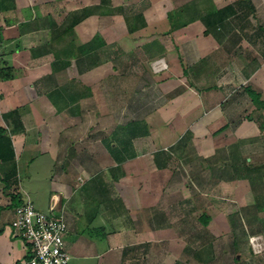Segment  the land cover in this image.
Masks as SVG:
<instances>
[{
	"label": "crops",
	"instance_id": "crops-1",
	"mask_svg": "<svg viewBox=\"0 0 264 264\" xmlns=\"http://www.w3.org/2000/svg\"><path fill=\"white\" fill-rule=\"evenodd\" d=\"M138 1L133 16L142 14L147 24L164 25L171 12L177 18L182 15L170 11V0H151L150 6L146 0ZM209 1L217 10H227L222 21L210 15L206 24L197 14L189 22L179 21L185 24L180 28L173 29L169 21L165 30H157L146 40L157 39L166 47L149 61L163 59L168 66L160 86L169 102L159 119L163 143L157 150L163 155L144 161L136 154L133 157L138 151L133 141L148 134L146 126L134 137L126 128L115 129L97 145L85 138L88 130L79 134L72 127L74 119L82 118V104L91 98V89L65 76L75 62L81 74L90 72L84 57L104 52L107 23L106 14H100L101 0H0V264H27L30 258V246L12 228L16 208L26 200L34 206L44 202L48 209L44 212L53 198L58 200L68 226L67 250L78 264H177L184 241L167 202L176 195L182 222L188 213L185 207L193 205L189 183L202 185L201 177L196 179L203 173L211 190L229 185L231 197L243 202L240 212L232 216L249 221L254 210H264V24L252 23L254 0L242 11L237 9L242 21L236 28L230 8L238 0ZM193 7L194 3L189 9ZM152 8L160 10L157 19L152 15L149 22ZM83 11L88 16L73 26ZM95 20L97 32L89 28ZM169 29L174 30L171 36ZM202 38L209 44L200 45ZM175 48L188 61L186 66L179 64L176 55L168 61L165 55ZM79 58H83L80 64ZM74 80L82 90L76 102L72 100ZM73 103L81 110L70 111ZM249 153L255 157L248 162ZM44 156L57 163L58 169L48 175L49 189L42 197L26 183L33 178L30 167L39 166ZM172 156L177 171L166 174ZM143 161L144 167L140 166ZM133 163L141 168L135 174ZM106 173L110 177L105 183L101 176ZM151 181L164 186L161 192L153 190ZM253 185H263L262 197V189L254 196ZM141 202L143 211L163 209L165 223L155 221L156 216L152 224L137 222L140 215L135 207ZM260 223L264 230V221ZM218 224L214 218L207 229L201 224L208 242L231 244L234 238L229 233L236 234L234 226L222 224V232L217 233ZM150 245L153 250L146 251Z\"/></svg>",
	"mask_w": 264,
	"mask_h": 264
},
{
	"label": "rangeland",
	"instance_id": "rangeland-1",
	"mask_svg": "<svg viewBox=\"0 0 264 264\" xmlns=\"http://www.w3.org/2000/svg\"><path fill=\"white\" fill-rule=\"evenodd\" d=\"M138 2V0H101L100 8L103 7V9L100 10V14H106L104 21L106 20L105 22L107 23V30L105 32L107 41L105 47L102 49L104 52L102 53L100 50L99 56L96 55L92 56L91 58L86 57V60L88 61L86 64L93 66L90 72L81 74L75 62V66L73 67L72 71H70V73H66L65 78L68 80L73 77V79H76L82 84L84 83L83 85H88L91 89V98L84 100V103L82 104L83 116L82 118L74 119V124L72 127L76 129L79 134L81 131L84 132L85 130H88L89 132L85 138L91 140L92 145H97L100 144L104 138L108 137L107 135L112 133L115 129L123 130L131 123L141 122L144 127H148V134L146 136L140 135L133 141V143L136 145L138 150L135 152V154L138 156V158L140 157V159L145 161L147 158L151 159L153 155L157 157L163 155H159V150H157L160 149L159 146H161L163 143V130L161 121L159 119L163 105L169 102V97L165 94V92H163L160 86L162 81L166 79V75L163 76V73H165L163 71L166 70L167 72L168 66L165 64L166 68L160 72H155L153 65L161 59L149 61L151 58H153V56H160L162 53H164L162 51L166 47H164V44L160 43L157 39L149 41L146 40L157 30L160 32L165 30L167 26L170 25L168 24L170 23L169 21L175 22L174 19H176V21H181L184 19L186 22H189L188 20H191L193 17L199 14L202 20L206 23L207 12L209 10L211 11L214 7L212 6V3L210 5L209 0H170V5L172 7L170 11L173 10L176 12V14H182L183 16L181 15V18H179V16L178 18H171V12L168 23L166 20L164 25L161 23H154L153 25L147 24L145 21L146 19L140 13V15L137 16L138 18L133 16V8ZM150 2L152 3L151 0H146L145 5L147 4L150 6ZM193 3L194 7L189 9ZM254 3L256 6H254L255 13L253 14L254 16H252V23L264 24V0H254ZM91 8L89 9L98 12L96 7ZM152 9L153 13H151V10L148 13L149 22H152V15H154V20L157 19V11L160 10V8ZM235 9L233 10H235L236 22L233 24L236 28V26L241 25L238 23H241L242 20L239 19L240 16H237V7ZM139 16L143 18V21L139 19ZM133 18L136 19L133 20ZM101 19L102 18H100V20ZM140 21L144 23H141ZM211 26L213 31H215L217 24L215 25L213 23ZM89 28L90 31L92 30L95 32L97 29V20L92 21ZM220 28H222V26H220ZM135 29L137 31H135ZM173 31L174 30L169 29L168 33L170 36L172 35ZM206 35L207 33L203 37L206 38ZM204 38L198 41L200 42V45L209 44V40H204ZM142 43L143 45L140 48L139 45ZM174 55H176L177 60L180 61L179 64L186 66L188 61L186 63V61L183 59V55L176 48L173 51L167 53L165 56L167 57L168 61L171 62V58H173ZM202 58L209 59L205 56ZM61 79L64 80L63 77ZM120 135H122V133ZM250 157L254 158L255 154H248V162L250 161L249 159H251ZM135 159L136 158H134V160ZM172 159L174 162L168 160L169 165L166 174H169L170 171H174V173L177 171V161L174 160L175 158L173 156ZM144 161L140 162L144 163L140 166H145L146 163ZM233 161L234 163H237L235 158H233ZM38 165V168H35L34 165L30 167L29 170L32 173L33 178L32 180L28 179L26 184L33 193L39 192L41 194L40 196H42L45 195V192L47 193V189H49L48 175L50 176L53 174L52 171H56L58 166L57 163L53 162L49 156L42 157L38 161ZM136 165L137 163H133V174H135V172L140 168L139 166L136 167ZM204 175L205 174L203 173L196 179L198 180L201 177L200 182H202V185H195L193 181V183H189V185L192 186L191 188L193 193H191V195L193 199V205L189 204L185 207L188 213H186L182 222L180 220L181 216H178L180 213L177 211V202L179 199H176V195L174 198H172V200L168 199L167 202L169 205H171L170 208L172 211H174V221L177 223V225L179 223L181 226L180 230L182 235L180 236L181 240L184 241V246L181 245V247H183L182 251L178 254V263L235 264V258L240 255L239 260L241 262L239 264H264V251L257 255L253 254L252 245L250 242L251 237H262L264 239V234H262L264 231L262 228L263 224H258L259 222L264 221V210L262 211L263 213L254 210V215L253 217L250 215L251 218L248 219L249 221L244 218L242 219L241 215L232 216V214L237 213V211L240 212V204L243 202L237 199L234 200L231 197L232 193L229 189V185H218L217 192L214 191V186L212 187L214 190H211L208 178L206 176L204 178ZM109 177V173L101 176L105 183L108 182ZM153 179H157V177H154ZM218 179H220L219 176ZM151 187L154 191L159 190V192H161V188L164 186L160 185V182L151 181ZM197 187H199L201 192L197 190ZM260 189H262V192L259 197H262L263 185H261V188L259 185L252 186V191L256 198L260 192ZM186 190L188 193V189ZM198 193L199 195H202V197H200ZM203 201L210 202L206 204V202L204 203ZM35 206H37V209H43V211L48 210L47 204L44 202L42 205H40V203L36 204L35 202ZM140 206L135 207L136 214L140 215V218L137 219V222L143 225L146 223L152 224L151 221L154 220L156 216L155 221L158 223L160 221L165 223V211L163 213V209L158 207L154 210L152 209L151 211H143L142 202ZM201 206L203 207L196 211L197 208ZM215 210L218 214H215ZM148 212L151 213V216H149ZM204 213H207L212 219L214 218V222L217 219L218 223L220 222V224H218V230L216 231L217 233L222 232L224 228H221L222 224L228 223L229 226H231L230 229H233L234 226L236 234L233 235L232 232L229 233V237L234 238V240L231 239L233 241L231 244L226 245L225 242H219L217 244H215V242H208V234L206 233L205 235V231L202 232L203 226L199 220V217ZM228 213H231V215L229 216ZM144 214V217L147 219L142 218V215ZM216 216L217 219L215 218ZM240 228H242V230H239ZM184 232L185 235H183ZM144 246L145 245H143V247ZM149 248L150 250H153V245H150L146 251L149 250ZM186 248H188V251L184 254V249ZM195 250L198 252L200 251L203 262H200L198 257L195 258L193 255V251ZM142 255H145L144 251H142ZM151 259L152 258H149V260ZM148 262L146 261V263ZM70 264L78 263H74V261L71 259Z\"/></svg>",
	"mask_w": 264,
	"mask_h": 264
},
{
	"label": "built area",
	"instance_id": "built-area-1",
	"mask_svg": "<svg viewBox=\"0 0 264 264\" xmlns=\"http://www.w3.org/2000/svg\"><path fill=\"white\" fill-rule=\"evenodd\" d=\"M163 60L157 61L155 72L165 66ZM14 233L30 246L27 264H70V253L66 246L67 222L58 200L53 198L48 212L38 210L30 200L16 208L12 222ZM251 245L255 254L264 251V239L252 237Z\"/></svg>",
	"mask_w": 264,
	"mask_h": 264
},
{
	"label": "trees",
	"instance_id": "trees-1",
	"mask_svg": "<svg viewBox=\"0 0 264 264\" xmlns=\"http://www.w3.org/2000/svg\"><path fill=\"white\" fill-rule=\"evenodd\" d=\"M250 4H251V0H238L237 2H236V5H235V7H233V8H231L230 10H232V11H234V13H235V10H233V9H235L236 7H237V9H241V11H242V9L243 8H246V7H248V6H250ZM214 8H212V10L213 11H215V12H213V13H211V12H209L208 13V16H207V19H206V23L208 24V18H209V16L210 15H213V17L214 18H220L221 20L220 21H222L223 20V17H224V15H225V13L227 12V10L226 9H222V10H217L216 8H215V5H212ZM78 15V18H76L75 17V20H74V25L73 26H75V25H77V24H79L80 22H81V20L83 19V18H86L88 15L86 14V11H83L81 14L80 13H78L77 14ZM76 15V16H77ZM173 15V14H172ZM172 15L170 16L171 18H176V16L174 15L173 17H172ZM180 18V17H179ZM181 20V19H180ZM174 21L175 22H173L172 21V24H173V29L174 28H177V27H181V26H184V25H178L180 22L177 20L176 21V19H174ZM92 45H91V49H92ZM92 56H90V58H91ZM84 58H86V57H84ZM78 63L80 64L81 63V58H79L78 59ZM93 66L91 65L90 66V68H92ZM73 86H74V88H73V91H72V100L74 99L75 100V102L77 101V98H76V96H80V93H82V90H81V85L80 84H78L77 83V81L76 80H74L73 81ZM83 89H85V88H83ZM89 90V89H88ZM90 91V90H89ZM68 106V105H67ZM72 106V108L70 109V111H79V110H81L80 109V105L78 104H76V103H73V105H71ZM126 131H129L130 133L132 132L133 133V137H134V135L135 134H140V133H142L143 131H145V129H144V126L142 125V123L141 122H135V123H131V124H129L128 126H127V128L125 129ZM135 156V153L133 152V157ZM200 222H201V224L204 226V228L205 229H207L208 228V226H209V224H210V222H211V217L207 214V213H204L202 216H201V218H200ZM206 235V234H205ZM194 253H193V255L195 256V258L196 257H198V260L200 261V262H203V259H202V257H201V253H200V251L198 252V251H193ZM210 260V259H209ZM241 261L239 260V259H237V258H235V260H234V263L235 264H239ZM178 264V263H177Z\"/></svg>",
	"mask_w": 264,
	"mask_h": 264
},
{
	"label": "clouds",
	"instance_id": "clouds-1",
	"mask_svg": "<svg viewBox=\"0 0 264 264\" xmlns=\"http://www.w3.org/2000/svg\"><path fill=\"white\" fill-rule=\"evenodd\" d=\"M252 238V237H251ZM250 242H251V239H250ZM252 250H253V248H252ZM253 254H255V252H254V250H253ZM257 255V254H256Z\"/></svg>",
	"mask_w": 264,
	"mask_h": 264
}]
</instances>
